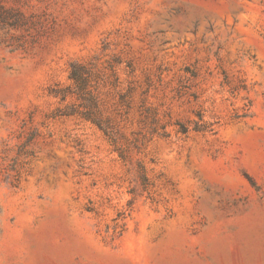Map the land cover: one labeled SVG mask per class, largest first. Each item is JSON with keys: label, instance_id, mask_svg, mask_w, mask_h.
Segmentation results:
<instances>
[{"label": "rangeland", "instance_id": "1", "mask_svg": "<svg viewBox=\"0 0 264 264\" xmlns=\"http://www.w3.org/2000/svg\"><path fill=\"white\" fill-rule=\"evenodd\" d=\"M0 264H264V0H0Z\"/></svg>", "mask_w": 264, "mask_h": 264}, {"label": "trees", "instance_id": "2", "mask_svg": "<svg viewBox=\"0 0 264 264\" xmlns=\"http://www.w3.org/2000/svg\"><path fill=\"white\" fill-rule=\"evenodd\" d=\"M70 78L73 80L75 88L69 89V87H67V88H64V89L57 91L56 94L60 95L61 100H65L66 97L72 92L78 93L81 96H85L84 92H85L86 85H87V75H86V71L83 68V66L73 64V68H72V71L70 74ZM88 106L89 105H84L83 107H86V109H84V110H80V109L74 108L72 106H65V107L59 108L56 111V115L57 116H71L74 114H79L86 119L92 120L101 129L108 132L107 127L105 126V124L102 121V118H100L98 115H96L94 113L93 109L90 107L88 108Z\"/></svg>", "mask_w": 264, "mask_h": 264}]
</instances>
